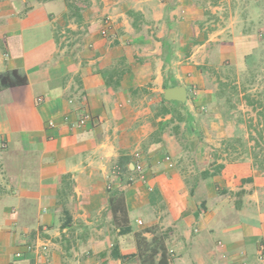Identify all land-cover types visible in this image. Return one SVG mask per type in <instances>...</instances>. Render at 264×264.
I'll use <instances>...</instances> for the list:
<instances>
[{"label":"crops","instance_id":"crops-1","mask_svg":"<svg viewBox=\"0 0 264 264\" xmlns=\"http://www.w3.org/2000/svg\"><path fill=\"white\" fill-rule=\"evenodd\" d=\"M143 1L0 0V264L259 263L264 172L176 117L214 95L209 12Z\"/></svg>","mask_w":264,"mask_h":264},{"label":"rangeland","instance_id":"rangeland-1","mask_svg":"<svg viewBox=\"0 0 264 264\" xmlns=\"http://www.w3.org/2000/svg\"><path fill=\"white\" fill-rule=\"evenodd\" d=\"M179 1L181 4L191 3L190 0H169L175 5H180ZM196 1L209 11L205 31L213 29L209 34L214 40L207 48L210 58L204 62L201 56L198 64L203 81L193 84V89L200 101L209 96L204 88L212 89L214 95L205 102L204 108L199 105L195 109L194 127L189 132L209 137L221 146L225 145L222 139L226 138V146L233 152L231 160L252 158V163L264 172V139L259 137L255 126L259 120L258 112L244 98L246 95L264 98V0ZM245 34L250 35L247 44L237 39ZM236 42L235 54L232 49ZM172 103L177 105L181 102ZM242 156L244 158L241 159ZM263 185L258 188L261 195L259 207H255L258 213H264ZM259 258L258 264H264L261 249Z\"/></svg>","mask_w":264,"mask_h":264},{"label":"trees","instance_id":"trees-1","mask_svg":"<svg viewBox=\"0 0 264 264\" xmlns=\"http://www.w3.org/2000/svg\"><path fill=\"white\" fill-rule=\"evenodd\" d=\"M259 2V1H258ZM133 12V11H130ZM209 12V11H208ZM162 44H163V54H164V59L166 62H169L172 58V56H174L173 54V49L171 46V43L169 42L168 38H164L162 39ZM252 58V56L250 57ZM168 59V60H166ZM12 72H16V71H12ZM9 76V73H3L1 74V80H5L7 77ZM20 76V74L18 75V77ZM14 83H24L26 81L24 76H20V79L18 80V78H14V80H12ZM169 87L168 84L164 85V88ZM246 99L247 104L252 105L254 109L257 110L258 112V124H256V131H258L259 137L261 139H264V98L261 97H254L251 98L250 95H246L244 97ZM161 101L163 103L167 102V100L164 99V97L162 96ZM181 104V103H180ZM166 112V111H165ZM177 119L179 121H186L190 124L191 127H194V117L189 114L186 110H184L183 112L180 111L177 115H176ZM251 180V179H250Z\"/></svg>","mask_w":264,"mask_h":264},{"label":"built area","instance_id":"built-area-1","mask_svg":"<svg viewBox=\"0 0 264 264\" xmlns=\"http://www.w3.org/2000/svg\"><path fill=\"white\" fill-rule=\"evenodd\" d=\"M102 34L103 35H107L108 34V31H107V29H103L102 30ZM195 92V91H194ZM196 93V92H195ZM88 120H90V115L89 114H85L84 116H82L81 118H79L75 123H73V125H84ZM51 125L53 124V122H51L50 123ZM135 158H136V162H135V170H136V172L138 173V177L142 180V181H144V180H146V173H145V169H144V166H143V164H142V161H141V157H140V154L139 153H136L135 154ZM170 158L169 157H167V160H169ZM34 248V246L33 245H29L28 246V249H33ZM261 251H262V253L264 252V244H262L261 245ZM17 256H21L22 255V253L21 252H19V253H17L16 254Z\"/></svg>","mask_w":264,"mask_h":264},{"label":"water","instance_id":"water-1","mask_svg":"<svg viewBox=\"0 0 264 264\" xmlns=\"http://www.w3.org/2000/svg\"><path fill=\"white\" fill-rule=\"evenodd\" d=\"M164 99L167 101H179L181 103H186L188 97V91L186 86L177 85L173 87H167L164 89Z\"/></svg>","mask_w":264,"mask_h":264}]
</instances>
